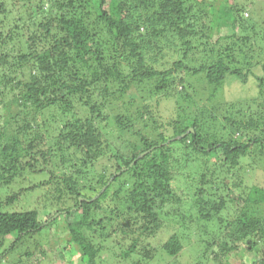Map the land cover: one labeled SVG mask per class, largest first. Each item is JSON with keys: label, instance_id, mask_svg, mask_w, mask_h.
Wrapping results in <instances>:
<instances>
[{"label": "trees", "instance_id": "1", "mask_svg": "<svg viewBox=\"0 0 264 264\" xmlns=\"http://www.w3.org/2000/svg\"><path fill=\"white\" fill-rule=\"evenodd\" d=\"M92 1L99 8L94 19ZM46 4L42 18H22ZM223 27L232 31L225 41L215 33ZM2 43L10 51L0 53V188L48 175L17 187L6 204L38 189L47 191L44 199L59 193V203L62 195L73 200L46 221L78 215L68 223L64 252L76 251L81 264L109 262L110 240L120 250L118 264H249V255L258 258L252 264H264V187L249 185L260 167L253 156H264V0H0ZM197 45H211L209 55H191ZM180 54L183 60L169 65ZM187 59L195 68H186ZM181 68L187 77L176 76ZM250 75L257 90L226 102V83L245 85ZM177 93L194 105L167 137L156 118L160 102L152 100L161 95L177 106ZM217 117L226 122V137L216 134ZM142 122H152L153 141L149 127L136 129ZM105 133L136 139L127 153H113ZM245 134L253 136L242 141ZM104 158L115 172L108 178L100 168L92 178L89 171ZM57 160L69 164L70 175H57ZM182 190L197 218L181 212ZM193 222L212 249L190 262L180 254V232L171 233L178 225L191 230ZM52 223L40 222L37 209L0 212V264H34L29 259ZM7 237L14 238L9 245Z\"/></svg>", "mask_w": 264, "mask_h": 264}, {"label": "rangeland", "instance_id": "2", "mask_svg": "<svg viewBox=\"0 0 264 264\" xmlns=\"http://www.w3.org/2000/svg\"><path fill=\"white\" fill-rule=\"evenodd\" d=\"M92 7H91V17L97 18V15L99 14V8H98V2L97 1H92ZM24 1H20V7L23 5ZM49 4H46L43 9L38 10L36 7H32V9H29L28 12L25 11L24 13V20H28L30 15L35 18V19H39L42 18V14H40L41 12H46L49 9ZM91 6V5H90ZM85 8V6L79 7L77 12H80L81 9ZM47 9V10H46ZM86 11V10H85ZM39 12V13H38ZM18 14V13H17ZM249 12L246 11V18L249 17ZM22 20V21H24ZM23 23V22H22ZM21 23V25H22ZM217 29L215 30L216 34H220L221 38H223L226 35H229L232 33L231 29L228 27H223L221 30H219V32L217 33ZM217 36H215L214 39H216ZM223 41L224 38L222 39ZM199 49L194 50L192 53H190L191 55H196V58H203L206 55H209L206 52H210L211 50V45H197ZM183 48V47H182ZM217 50V49H215ZM10 51V46L8 47V45H2L0 46V53L4 52H9ZM204 51V52H203ZM203 56V57H202ZM217 57V55H215ZM162 56L159 57L160 61H161ZM165 58V56H164ZM182 59V55H178V57H176V59L174 61H172L169 65H172L175 62H178ZM191 59H187L184 60V63L186 64V68H195V67H191L194 66V64L190 63ZM208 60V59H207ZM207 60H204L203 64H207ZM166 62V61H165ZM1 64V62H0ZM4 71V73H9V70H2ZM253 73L256 75H261L262 73V67L257 66V67H253L252 69ZM176 76H178V78L186 76V74L184 73V69H180ZM187 77V76H186ZM254 76L250 75L249 77V81L247 82V84H242L241 80L238 79H234L232 81H230V83H226V85L224 86L223 89V93H222V97L225 96V99H227L226 102H238L239 100L242 99L243 96H251L252 93H254L257 90V83L253 82L254 80ZM178 91H181V87H178ZM177 97L175 98L178 102L177 106H175L174 104L171 105V103L169 102V100L166 97L163 96H159L157 95L152 102L155 103V101H159L160 102V106H161V114H159V112L157 113V117L159 120V124H163L164 127L161 128V132L167 136V137H171L173 135L172 133V126L175 124V121L177 123L180 124H184V122H186L187 120L190 119V117L188 116L189 113L187 112L188 108H190L191 106H193L194 104H188L184 101L185 96L183 97V95L181 93H177ZM131 96L135 95L132 92L130 93ZM158 104V102H157ZM197 105H202V104H197ZM204 107V105H202ZM201 107V106H200ZM202 107V108H203ZM153 109L156 108V106H152ZM158 108V107H157ZM197 108H199L197 106ZM245 108V107H244ZM193 109V107H192ZM195 109V108H194ZM193 109V110H194ZM60 114V113H59ZM218 116V114H217ZM44 116H41V120H43ZM218 122L215 123L216 126H214V128H216V134L219 135L221 138L226 137V133H228L227 129L224 128L223 126H226V122L224 121V119L222 117H217ZM169 123V125H168ZM152 122L150 123H146V122H142L139 123L136 126L137 130H143V127H149L150 128V132H151V140L153 141L156 138V135H153V127L151 126ZM54 126V125H53ZM208 127V126H207ZM147 128V129H149ZM263 129V127H262ZM146 132V130H144ZM159 132V134H161V132ZM215 132V131H214ZM213 132V134H214ZM106 139L109 140V143L111 145L112 151L114 153V151L116 153L118 152H122V153H127L129 151V149L132 148L133 145H131L132 143L135 142L136 137H134L133 134H126L125 136H123V138L119 141H117L116 137L110 134H106ZM251 136L253 135H249V134H245V136L241 137L242 141L248 140ZM253 138V137H252ZM136 148H138V144L136 145ZM112 155V153H111ZM141 157V156H140ZM255 159H252L254 161H259L260 167L258 169L257 174H251L253 175V177H255L253 179V177H251V180L249 183V185L252 184H258L261 187H264V156L259 157L258 154L253 156ZM178 159H180V157H178ZM55 165H56V172L57 175H59V177H62L64 175H70L71 174V168L69 167V164H64L62 162H60V160L55 161ZM101 167L96 166L94 167L92 170L89 171L90 176L93 178L94 176H98V173H100L99 171L100 168L102 169H107V175L108 178H110V176L112 175V173L115 172V169L117 168L116 165H113V162L106 160L105 158L102 159V163L100 164ZM249 173V172H248ZM45 174V173H44ZM43 173L40 174L39 176L35 177L33 175H28L26 176V181L24 183H22V181L17 182V184L15 185V187H3L0 188V212H28L31 211L33 209H37L39 211V220L40 222L45 223L47 226L49 223H52L53 221H50L47 223V221L49 220V218H51V216L56 214V211L60 208V206L62 205V207H65L67 205H72L73 204V200H69L66 196L62 195L61 197V201H64L62 203H59V196L61 194L59 193H50V189L52 188L50 187H46V189L48 190V192L50 194H47L48 196L44 199V195L47 192L46 190L42 191V189H38L36 192H34V194H32L29 198H25L22 196V198L15 202L12 203L10 205L6 204V198L8 196L12 195V192L15 191V189L17 187H22V186H29V183H35L37 181H40L41 179H44L45 177H47L48 175H44ZM182 174V175H181ZM119 175V174H117ZM32 176V177H31ZM183 176L182 180L184 178L185 181V175H183V173H179L178 177ZM115 177V176H114ZM114 177H112L111 179H113ZM110 179V181H111ZM125 179V176H123V180ZM181 178H180V182H182ZM109 181V182H110ZM127 181H129L127 179ZM130 182V181H129ZM256 182V183H255ZM248 183V182H246ZM183 184V182H182ZM180 195L182 194L183 197L185 198V203H187V206H183L181 212H183L184 210H188V215H192L194 218L198 217L197 212L193 209L192 205H191V199L190 196L188 195L189 193L186 190H182L181 193H179ZM112 195V194H111ZM44 200H43V199ZM2 202V204H1ZM103 204V203H102ZM104 206H107L106 203H104ZM109 206V205H108ZM107 206V207H108ZM106 207V209H107ZM191 207V208H190ZM126 208V207H125ZM192 211L189 213V210ZM75 210V209H73ZM72 210V211H73ZM174 210H176L177 214L178 212H180L179 207H175ZM128 214V213H127ZM107 215V210L105 213L102 214L103 218H106ZM78 215L77 214H72L70 217L68 218H61L57 223H52L49 225L48 229H44V231L42 232V238L40 239L41 242V246L35 251V257L29 259L30 263H34V264H81L80 261V255L76 252L73 251V253L71 252H64V249L66 247V238H68V234H69V230H68V223L78 220ZM180 220L183 219V217H179ZM166 219V215L163 217V220ZM47 220V221H46ZM107 221V220H106ZM110 223H113V225H115V219H113ZM106 224V226L109 228L111 224ZM44 226V227H45ZM190 227V225H188ZM191 230H184L181 225L176 226L174 229V231H172L171 235L175 234V232H177L179 234L178 236L181 237L182 239V245H183V250L180 253L182 255V257L184 259L190 258L189 261L193 262L195 261V259H193L196 256H203V255H207L210 256L211 255V249L212 247H210L209 249H207V244L204 243L203 241H206L207 239H209L208 236H206L204 234V228L200 229L201 226L199 224H197V222H193L191 224ZM159 234V236L161 238H163V232L160 231L157 233V235ZM121 238V237H120ZM5 240L6 241V245H9L12 241H14L13 237H7ZM151 240H153L154 242H157V240L153 237L151 238ZM50 242L51 244L48 246H54L53 249L50 251L49 249H47V243ZM43 244V246H42ZM108 248L110 249V261H104L105 264H118L119 260H117L115 258V254H118L117 252H120L116 241L115 240H110L107 243ZM46 245V246H45ZM58 247H60L59 249H57ZM42 250H47L48 255L45 258H42L41 255V251ZM245 255V253L243 254ZM162 255H158L157 258L161 259ZM247 257V259H246ZM244 259L248 260L249 264H252L253 262L257 261L256 263H258V258L255 256H251L249 255L246 256ZM252 257V258H250ZM236 258L237 257H233ZM102 259L104 260H108L109 256L108 255H104L102 257ZM3 261L5 263L8 262L7 259H3ZM162 261L163 257H162ZM161 263V261H160ZM156 264V263H155ZM210 264H213V262H211Z\"/></svg>", "mask_w": 264, "mask_h": 264}, {"label": "clouds", "instance_id": "3", "mask_svg": "<svg viewBox=\"0 0 264 264\" xmlns=\"http://www.w3.org/2000/svg\"><path fill=\"white\" fill-rule=\"evenodd\" d=\"M121 173H122V172H120V174H121ZM114 178H115V177H114ZM114 178H113V179H114ZM113 179H111V181H112ZM111 181H110V182H108V184H109V183H111Z\"/></svg>", "mask_w": 264, "mask_h": 264}, {"label": "water", "instance_id": "4", "mask_svg": "<svg viewBox=\"0 0 264 264\" xmlns=\"http://www.w3.org/2000/svg\"><path fill=\"white\" fill-rule=\"evenodd\" d=\"M190 131H193V130H190ZM190 131H189V132H190Z\"/></svg>", "mask_w": 264, "mask_h": 264}]
</instances>
